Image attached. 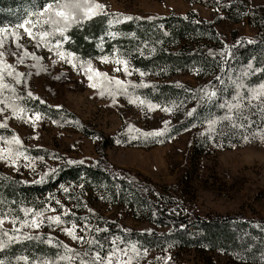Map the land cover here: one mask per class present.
I'll list each match as a JSON object with an SVG mask.
<instances>
[{
	"label": "rangeland",
	"instance_id": "rangeland-1",
	"mask_svg": "<svg viewBox=\"0 0 264 264\" xmlns=\"http://www.w3.org/2000/svg\"><path fill=\"white\" fill-rule=\"evenodd\" d=\"M10 1L11 8L0 11V29H9L10 32L14 30L20 39L14 41L8 35L5 47L0 51L5 52L3 59L12 65L15 72L22 74V79L17 84L13 78L6 77L5 82L12 83L17 89L25 87L27 94L31 92L34 98L49 107H65L87 128L103 136L116 135L124 124V118L128 129H132L131 134L137 130L161 131L165 125L169 126L183 118L192 104L164 101L158 106L138 97H127V90L118 88L116 80L121 81L126 89L133 82L148 84L153 81L182 82L196 86L205 82L208 79L206 75L211 73V70H206L207 73L197 67L191 68L194 65L192 63H189L187 69L174 73L162 69L155 71L157 73L141 71L127 64L126 72L123 65L115 63L117 59L127 62L126 59L119 55L110 56L102 50L92 51L89 57L83 58L71 49L67 33L70 27L63 35L48 25H44L43 29L34 28V33L38 30L51 33L44 42H40L38 37L29 38L23 29L17 27L29 19H41L36 14L53 0ZM207 1L97 0L105 5V12H120L123 18L132 14L168 15L170 12L186 14L194 11L201 19L216 20L215 27L220 38L200 35L177 39L167 45L173 50L204 44H215L228 50L240 40L252 39L258 33L260 28L248 17L231 22L225 19L222 9L207 5ZM248 2L251 6H261L264 12V0ZM109 17L100 37L92 39L96 40L97 49H100L99 46L104 41L113 42L114 21L117 17ZM17 43L19 48L16 47ZM58 51L64 53V58L56 54ZM24 53L28 55L25 56ZM97 72L101 75L97 76ZM103 78L112 85L103 83ZM92 84L96 87H91ZM141 100L144 101L143 104H140ZM149 105L153 106L152 110H149ZM165 108L170 111H163ZM0 109H3L0 123L7 125L4 127L7 130L6 137L0 134V148L10 147L13 152L18 150L23 153L15 165L10 161L0 160V171L26 184L46 179L66 163H95L100 160L113 169L126 170L141 182L150 184L148 195L159 206L164 207V200L169 197L171 204L166 206V210L173 215L190 213L203 217L208 214H242L248 219L264 218V138L242 144L229 140L228 135H225L226 140H220L221 134H218L212 143H195L200 129L191 127L172 139L151 147L109 142L101 151L98 149L97 138L89 137L71 125L58 126L47 117L46 112L40 111L39 104L28 106L22 118H16L9 107L0 105ZM36 115L40 116L38 121L35 120ZM13 136L19 138V146L5 144L4 141L11 140ZM44 151L49 156L42 154ZM80 179L71 182L54 177L43 192L16 202L24 210L32 209L33 212L27 216L24 213L23 218L14 215L1 218L5 221L3 227L13 230L11 236L19 237L15 249L11 252L8 249L6 254L26 256L31 260V263L25 261L27 264L52 262V258L41 257H49V253L64 255L63 246L83 254L89 249V245L79 243L66 234V230L73 225L78 237H83L85 241H98V244L91 245V252H95L100 245L106 246L105 238H102L104 242L98 237L95 239L96 233L108 228L104 221H98L99 218L115 221L131 230L153 229L158 233L168 231V227L153 223L147 206L136 203L130 193L124 198L116 199L108 186L82 182L83 177ZM35 213L41 215L36 217ZM57 216L61 220L59 225L50 221V218ZM34 218L39 221V227L23 226L25 221L30 224ZM110 235L107 247H103L101 254L106 255L114 247L112 241L116 240L119 248L129 250L128 255L133 257L132 264H256L218 249L186 245L151 248L134 238ZM28 236L32 237L28 240L33 246H39L41 252L29 254L17 248L24 244L22 239L25 240ZM132 246H135L136 253L131 251ZM4 262L8 261L1 256L0 263ZM62 264H79V260L63 261Z\"/></svg>",
	"mask_w": 264,
	"mask_h": 264
},
{
	"label": "trees",
	"instance_id": "trees-1",
	"mask_svg": "<svg viewBox=\"0 0 264 264\" xmlns=\"http://www.w3.org/2000/svg\"><path fill=\"white\" fill-rule=\"evenodd\" d=\"M197 2L198 0H191ZM208 0L209 6L219 7L224 12L225 19L238 22L243 17H248L260 29L252 38H244L232 45L228 50H223L215 44H204L193 48L173 50L168 47L173 41L181 38L196 36H210L220 38L215 27L216 20H206L198 17L194 11L186 14L170 12L168 15H130L132 19L123 18L120 12H106L94 16L90 20L74 23L70 26L69 43L71 49L83 58L89 57L93 51H105L110 56L119 55L127 60L128 66L141 71H166L174 73L188 68L189 63L204 72L211 70L206 75L208 79L196 86H190L182 82H159L153 81L148 84L130 83L127 89V97H138L158 105L167 101L172 104L192 103L188 112L177 122L167 126L165 135L161 137H146L142 133L154 131H137L131 134L124 118V124L114 136H103L101 133L87 128L83 122L65 107H49L41 103L38 98L29 97L25 87L17 89L12 83H8L15 91L3 90L0 99L13 109H25L30 105L39 104L40 111L47 113V117L58 126H73L81 133L99 140L98 149L103 148L109 142L124 145H137L140 147H151L157 143H164L177 134L191 128L200 131L195 137L196 142L212 143L214 137L221 134L220 140H229L239 143H249L264 138V112L260 111V102L252 101L249 105V89L259 88L264 85V12L261 6H251L248 0ZM10 0H0V11L11 8ZM109 15L119 18L115 22L113 42H103L100 49L92 40L100 37L105 24L110 19ZM90 39V40H89ZM95 54V53H94ZM157 73V72H155ZM208 73V72H207ZM107 85H112L105 78L101 80ZM135 85V87H133ZM215 92L216 96L209 98L207 93ZM237 93L243 100L241 109L233 108L231 112L220 105L226 102L236 104ZM5 104H0L5 106ZM192 113L189 115V113ZM231 116L232 120L225 119ZM213 124L209 130V124ZM242 125L234 128L232 124ZM161 131H165V128ZM0 134L6 137L7 130L0 128ZM234 145V144H233ZM230 147V146H229ZM47 151L42 154H47ZM48 155V154H47ZM49 156V155H48ZM57 177L58 180L77 182L83 177L82 182L108 186L112 189L113 196L124 198L128 193L134 197L136 203L147 206L150 219L157 225L168 227V231L158 233L155 230L137 231L124 228L112 220L104 221L108 227L96 233V237L105 238L104 248L107 247L110 234L122 238H134L144 246L151 248L167 247V245L190 246L195 248H208L222 250L230 255H237L246 262L264 264V218L248 219L242 214H208L200 217L185 213L173 215L166 210L171 204L169 197L164 200V207L159 206L152 200L148 193L150 184L138 180L136 176L123 169H113L102 161L95 163L73 162L60 165L46 179L38 183L26 184L17 178L4 174L0 171V219L6 215L24 217V208L16 202L21 198H29L37 193L43 192L51 184L50 181ZM48 185V186H47ZM116 187V190H115ZM3 231L13 235V230L2 226L0 240L7 241ZM43 235H38L41 237ZM35 237V236H33ZM25 241L22 246H17L24 253L35 254L41 252L39 246H33L30 240ZM16 242L0 247V257L3 256L8 262L3 264L31 263L26 256H10L7 250L15 249ZM95 247V246H94ZM60 253H49L41 258H52L59 261ZM26 257V258H25ZM28 260V261H27ZM12 263V264H13ZM1 264V263H0Z\"/></svg>",
	"mask_w": 264,
	"mask_h": 264
},
{
	"label": "snow or ice",
	"instance_id": "snow-or-ice-1",
	"mask_svg": "<svg viewBox=\"0 0 264 264\" xmlns=\"http://www.w3.org/2000/svg\"><path fill=\"white\" fill-rule=\"evenodd\" d=\"M100 14H107L105 12V5L97 2V0H53L52 3H49L43 11L37 13L36 15L40 17L41 19H38L36 21H33L31 19L26 20L24 23L18 25L17 27L20 29H23L24 33L27 34L29 38L36 39L38 37V40L40 42L46 41V38L51 34L47 30H38V32L34 33L33 29H43L44 25H48L49 27L53 28L55 31L60 32L61 35H63L64 31L73 25L74 23H81L84 20H90L96 15ZM125 19H132L131 17H126ZM115 22H120L119 18L116 19ZM8 35H11L14 41H18L20 39L19 34L16 31H11L9 29H0V49H4L5 47V41L8 39ZM16 47L19 48L20 45L17 43ZM11 54V53H10ZM57 55L61 56V58H64L63 52H57ZM25 56L28 55V53H24ZM5 56L4 51H0V92L3 90H9V91H15L14 89L10 88V85L5 82L6 77L13 78L17 84L21 82L22 74L15 72V69L12 67V65L8 64L3 58ZM33 59H36V57H32ZM20 62H23V58H21ZM106 62V61H105ZM115 63L119 65L124 66V70L127 72V62L121 61L117 59ZM119 67H117V71H119ZM97 76H100V73H96ZM143 75V73H141ZM89 79H92L91 76H89ZM115 84L118 88H121L122 90L126 91V87L123 85V83L119 80L115 81ZM91 87H96L95 84L90 85ZM135 87V85H133ZM250 96L248 99L249 105H252V101H259L260 102V111L264 112V85H261L259 88H252L249 89ZM209 98L215 97L216 93H207ZM28 96L31 97L32 93L29 92ZM243 100V97L237 93V103L236 104H230L226 102L225 104L220 105L222 108H227L229 112L232 111L233 108L241 109L243 107L242 103L240 101ZM134 102V101H130ZM43 103V101H41ZM144 101H140V104H143ZM0 104H5V100L0 99ZM253 107L255 105H252ZM8 105L5 104V108H7ZM153 106L149 105V110H152ZM13 114L16 116V118H22V114L24 112V109L20 108L17 109L16 107H13ZM163 111L168 112L169 109L165 108ZM3 112V109H0V113ZM192 113L190 112L189 115ZM40 116L36 115L35 120H39ZM225 119L232 120L231 116H226ZM215 122H211L209 124V130H212L213 124ZM7 127L6 124L0 123V128ZM232 127L239 128L242 127V125H237L233 122ZM129 131H132L130 128ZM138 131V130H137ZM167 131V125H165V131H154V132H148V133H142V135L146 137H161L165 135V132ZM7 145H17L19 146L21 144L19 138L13 136L11 140L4 141ZM23 155V153H20L18 150L16 152H13V150L9 148H0V160H7L10 161L13 165H15L16 161L19 159V157ZM33 212L32 209H25L24 213L25 215H29ZM41 213H35L36 217H39ZM50 221L59 225L61 223L60 217L57 216L55 218H50ZM4 219H0V230H2V226L4 224ZM15 223V221H12ZM23 226H31L33 228L39 227V221L37 219H32L30 224L25 221ZM18 231V229H17ZM66 234L69 235L73 240L79 242V243H87L89 245V249H86L83 254L76 253L72 249L68 248L67 246L64 247V255H61L59 257L60 261H68L72 262L76 259L79 260V264H132V256H129V250L127 248H119L118 243L116 240L112 241V244L114 247L106 254L102 255L101 252L103 250V245L99 246V250L95 252H91V245L92 244H98V241H85L83 237H78L75 234V225L72 226L71 229L66 230ZM3 236L8 237L7 241L0 240V247H6L8 244L18 241L19 237L11 236L7 231H3ZM26 239H31L32 237L28 236L25 237ZM131 251L133 253H136L137 250L135 246H132ZM128 257V259H124V257ZM84 257H87L85 259ZM42 264H58L56 261L52 262H42Z\"/></svg>",
	"mask_w": 264,
	"mask_h": 264
}]
</instances>
